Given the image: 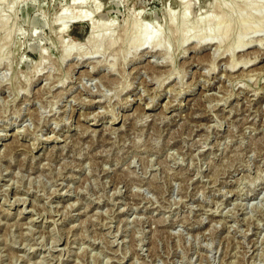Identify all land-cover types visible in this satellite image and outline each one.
<instances>
[{"label":"rangeland","instance_id":"374dc122","mask_svg":"<svg viewBox=\"0 0 264 264\" xmlns=\"http://www.w3.org/2000/svg\"><path fill=\"white\" fill-rule=\"evenodd\" d=\"M76 1L0 0V264H264V0Z\"/></svg>","mask_w":264,"mask_h":264},{"label":"bare ground","instance_id":"6f19581e","mask_svg":"<svg viewBox=\"0 0 264 264\" xmlns=\"http://www.w3.org/2000/svg\"><path fill=\"white\" fill-rule=\"evenodd\" d=\"M2 1H3V0H2ZM78 1H79V0H77L76 2H78ZM80 1L82 2V0H80ZM80 1H79L78 3H80ZM13 2H14V1H13ZM81 4H82V3H81ZM258 4H259V3H258ZM260 4H261V3H260ZM219 6H220V5H219ZM255 6H258V5L256 4ZM217 7H218V6H217ZM186 8H187V7H186V5H185V6H184V11H183L184 15L186 14ZM260 8H261V6H260ZM256 9H257V8H256ZM258 9H259V8H258ZM258 9H257V10H258ZM261 9H262V8H261ZM257 10H256V11H257ZM259 10H260V9H259ZM221 11H222V9H221ZM246 11H247V9H246ZM254 11H255V10H254ZM254 11H253V12H250L248 16H247V14L244 13L245 17L247 16V18H248V17H250V15H253V17H254L255 15H258V16H260L259 18H260L261 20H264V10H262V11L260 10V13H259L258 11H257L258 13H257V12H254ZM247 13H248V12H247ZM172 14H173V13H172ZM233 14H234V13H233ZM90 15H91V13H90ZM240 15H241V14H240ZM240 15H239V16H240ZM174 16H175V15H174ZM174 16H173V18H175ZM233 16H234V15H233ZM68 17H69L70 19L73 20V19H76V18H77V15H76V13H74V14L72 13V14H70ZM83 17H85L84 19H86V20L88 19V20H89V17H88V16H83ZM83 17H82V18H83ZM200 17H202V20H203L204 17H203V16H200ZM78 18H79V16H78ZM82 18H81V19H82ZM240 18H241V16H240ZM255 18H256V17H255ZM215 19H216V18H215ZM208 20H209V19H208ZM219 20H221V19H219ZM219 20H218V21H219ZM237 20H238V19H237ZM252 20H253V19H252ZM198 21H199V20H198ZM198 21H197V24H198ZM241 21H243V23H245V24L247 23V19H244L243 17L241 18L240 22H241ZM248 21H250V20H248ZM257 21H259V20H257ZM89 22H90V20H89ZM224 22H225V19H224ZM200 23H201V22H200ZM207 23H209V22H207ZM207 23H206V26L208 25ZM211 23H212V22H211ZM213 23H214V22H213ZM248 23H249V22H248ZM254 23H255V22H254ZM88 24H89V23H88ZM181 24L183 25V22H180V26H182ZM227 24H230V19L227 20ZM227 24H226V25H227ZM249 24H250V23H249ZM256 24H257V26H258V23H256ZM256 24H254V25H256ZM175 25H176V24H175ZM193 25H194V24H193ZM202 25H203V24H202ZM246 25H247V24H246ZM89 26H90V30H91V32L95 35V36H94V42H95V44H96V43H101V41L103 40V37H104V36H106V38H107V36H112L111 34H108V33H109L108 31H107L108 33L106 32V28H105V32L103 31L102 34L100 33L101 36H99V35H97L98 30L94 29V28H95L94 25L91 24V25H89ZM184 26H185V25H184ZM191 26H192V24H191ZM257 26H256V27H257ZM99 27H100V26H99ZM101 27H102V29H103L104 26H101ZM175 27H176V26H175ZM186 27H187V25H186ZM197 27H198V26H197ZM200 27H201V26L199 25L198 28L200 29ZM202 27H203V26H202ZM259 27H260V26H259ZM137 28H139V27L137 26ZM180 28H181V27H180ZM182 28H183V26H182ZM188 28H189V24H188ZM215 28H217V27H215ZM247 28H248V27H247ZM139 29H140V28H139ZM169 29H170V28H169ZM174 29H175V28H174ZM184 29H185V28H184ZM189 29H190V28H189ZM192 29H193V28L191 27V30H192ZM199 29H198V30H199ZM203 29H204V28H203ZM207 29H208V28H206V30H207ZM229 29H230V28H229ZM243 29H244V28H243ZM248 29H249V28H248ZM131 30H132V29H131ZM134 30H135V28L133 29V31H134ZM176 30H177V29H176ZM186 30H187V29H185V31H186ZM194 30H196V29L194 28ZM194 30H193V31H194ZM208 30H209V32H210V28H209ZM211 30H212V27H211ZM224 30H225V29H224ZM226 30H227V31H226V34H228L229 31H228V29H226ZM136 31H137V30H136ZM178 31H179V30H178ZM180 31H181V33H182L184 30L182 29V30H180ZM180 31H179V32H180ZM189 31H190V30H189ZM200 31H201V29H200ZM204 31H205V30H204ZM238 31H239V29H238ZM100 32H101V30H100ZM159 32L161 33V31H159ZM175 32H176V31H175ZM206 32L208 33V31H206ZM216 32H219V31H216ZM223 32H224V31H223ZM246 32H247V31H246ZM98 33H99V32H98ZM105 33H107V34H105ZM183 33H185V32H183ZM191 33H192V34H191V35H192V37H191L192 39H193V37H196V36L198 35V36H197L198 38L196 37V39H198V40L200 39V41H201V39L204 40L205 37H209V36L211 35L210 33L206 34V33L202 32V31L199 32V33H202V34L204 33L205 35L203 34V36H201L202 34L199 35L198 31L195 32L196 34L198 33L196 36H194L195 33H194V34H193V32H191ZM211 33H212V31H211ZM174 34H175V33H174ZM187 34H188V33H187ZM189 34H190V32H189ZM213 34H214V33H213ZM224 34H225V32H224ZM158 36H159V34H157L156 31H154V30H153V31H149L148 29H145V34L143 35L142 40H140L141 42L139 43V46L144 48V46H147V44H148V45H150V44L152 45V41H153V44H154V41H155V42H156L155 45L159 48V45L161 46L162 43H161L160 38H159ZM242 36H243V35H242ZM242 36H238V37L241 38L242 41H243ZM162 37H163V34H162ZM238 37H237V38H238ZM244 37H245V35H244ZM104 39H105V38H104ZM154 39H156L157 41L154 40ZM213 39H214V41H215V38H213ZM213 39H212V40H213ZM206 40H207V39H206ZM236 40H237V39H236ZM237 41H238V40H237ZM242 41L239 39L238 44H237V42H235V43L237 44L236 46L234 45L235 49L241 48V50H242V48H243L244 46H247V45H246L244 42H242ZM205 42H206V41H205ZM209 42H210V40H209ZM243 43H244V44H243ZM155 45H153V46H155ZM73 46H75V45H73ZM98 46H99V44H98ZM101 46H102V45H101ZM168 47H169V46H168ZM72 48H74V47H72ZM96 48H97V47H96ZM98 50H99V49H98ZM98 50L96 49L95 52H97ZM164 50H165V49H164ZM166 50H167V49H166ZM70 52H71V47H70V48H69V47H66V48L64 49V51H63V56H64V57H68V56L70 55ZM165 52H167V51H165ZM93 53H94V52H93ZM94 54H95V53H94ZM167 54H168V53H167ZM162 57H163V56H162ZM244 64H245V63H244ZM230 66H231V67H235L236 64L231 63ZM66 142H67V141H66ZM9 186H10V185H9ZM21 201H22V200H21ZM30 229H31V228H30Z\"/></svg>","mask_w":264,"mask_h":264}]
</instances>
